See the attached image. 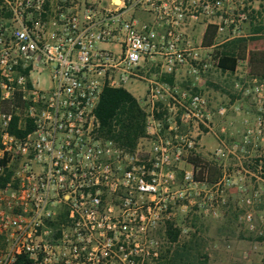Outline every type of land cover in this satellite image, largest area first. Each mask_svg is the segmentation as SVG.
I'll return each mask as SVG.
<instances>
[{
    "label": "built area",
    "instance_id": "obj_1",
    "mask_svg": "<svg viewBox=\"0 0 264 264\" xmlns=\"http://www.w3.org/2000/svg\"><path fill=\"white\" fill-rule=\"evenodd\" d=\"M52 3L2 0L16 24L6 32L0 23V102L12 103L0 105V264L20 256L30 264H154L162 250L154 232L177 208L218 217L233 190L242 196L240 224L259 231L264 79L239 73L242 61L234 72L247 78L239 91L254 109L216 103L198 82L213 69L230 73L218 51L259 35L251 29L264 20V0ZM202 25L216 30L209 45L192 34ZM135 83L145 85L136 98L146 135L132 152L99 136L95 109L105 87ZM14 115L33 130L12 134ZM200 154L219 168L217 181L199 178L191 158Z\"/></svg>",
    "mask_w": 264,
    "mask_h": 264
},
{
    "label": "trees",
    "instance_id": "obj_2",
    "mask_svg": "<svg viewBox=\"0 0 264 264\" xmlns=\"http://www.w3.org/2000/svg\"><path fill=\"white\" fill-rule=\"evenodd\" d=\"M1 5L2 0H0ZM0 11L2 12L3 10ZM4 15L9 17L11 11H6ZM251 32L259 35L232 39L220 47L218 51V55L220 56L218 66L224 72L229 71L230 73H234L239 62L247 60L250 74L264 79V50H251L249 48L251 41L259 39L260 35H264V20L252 26ZM215 35L216 30L212 26H209L203 38L204 44H211L214 41ZM164 80L170 84H174L172 76H167ZM14 103L17 106L25 107L20 95L15 96ZM11 104V102L7 101L0 102L1 109L4 111L10 110ZM95 113L99 120V136L106 140L114 141L119 147L128 151H135L139 140L146 135V114L141 108L138 99L126 88L105 87ZM32 130L33 124L30 119H26L25 123L20 125L19 116H13L9 125V131L12 134L24 137ZM191 161L196 166H199V163H201L199 156L192 157ZM203 164L204 166L201 169L203 172L205 171L204 174L207 176V181L210 183L217 181L221 174L219 168L213 164L205 162ZM7 175L10 176V173ZM3 182L4 180L0 181L1 184ZM229 207L230 210L225 212L223 216V225L226 226L238 222L243 213V208H240L237 202L231 204L230 201ZM66 214V211L62 212L58 218V222H53L52 225L57 227L59 222L64 221ZM198 220L199 216L195 215L191 220V227L197 228ZM184 229L183 226L178 225L175 221L166 222L163 232L165 243L162 245L160 256L156 259L155 264H219L210 261L207 253L208 242L200 230L189 231L188 234H185ZM256 239L263 241L264 235ZM30 263L31 261L27 256H20L14 264Z\"/></svg>",
    "mask_w": 264,
    "mask_h": 264
},
{
    "label": "rangeland",
    "instance_id": "obj_3",
    "mask_svg": "<svg viewBox=\"0 0 264 264\" xmlns=\"http://www.w3.org/2000/svg\"><path fill=\"white\" fill-rule=\"evenodd\" d=\"M52 6H56L59 0H52ZM91 0H79L80 5L83 7H90ZM0 10V16L4 15L6 11H11V8L8 5L2 4ZM50 4L48 8L52 7ZM5 16V15H4ZM50 16H53V14ZM7 17V16H5ZM8 21L3 25L8 27L6 32H9L16 22L13 21V14L9 17ZM249 48L251 50H264V35H260L259 39L251 41ZM239 73L247 76L250 73V68L248 63L242 61L239 65ZM154 69L150 70V73H155ZM35 77H38L37 74H34ZM43 76L46 78L48 72L44 71ZM247 80L246 77L240 78L234 73H223L220 70H211L202 75L201 80L198 82L201 88L208 92L209 95L213 97V100L216 103H225V102H236L241 101L245 103L251 109H254L253 98L251 96L245 97L239 91V88L243 86L244 88L248 87V84L245 83ZM239 84V87L237 85ZM142 86V92L145 90V85L139 83ZM182 87L187 86L186 82L181 84ZM126 89L133 95L140 97L138 91L135 90L133 85H127ZM208 138H205V141ZM207 142V141H206ZM215 145L208 144V147L213 148ZM201 163L198 167L199 178H202L205 171L203 172L201 167L205 163H209V158L207 154H200ZM260 189L264 193V184H261ZM241 193L233 190L229 192L228 202L221 208L222 215L218 217H209L205 218L203 215L195 211H189V209L177 208L176 216L172 221H175L178 225L183 226L186 231L185 234H188L189 231L200 230L201 234L205 237L208 242L207 253L209 255L210 261L216 262L219 264H263L264 263V240L258 241L256 238L264 235V204H261L255 208L256 219L259 231H263V234L260 235L259 231L251 232L245 229V227L238 222L233 225L226 226L223 225V216L225 212L230 210L229 202L231 204L238 203V206L241 208ZM197 215L199 220L197 221V228L191 227L192 218ZM168 222V221H167ZM165 223L158 226L157 230L154 232V237H156L162 245L165 243L163 239V232L165 228ZM58 227V225H57ZM56 227V228H57ZM156 262V261H155ZM155 264V263H154Z\"/></svg>",
    "mask_w": 264,
    "mask_h": 264
},
{
    "label": "crops",
    "instance_id": "obj_4",
    "mask_svg": "<svg viewBox=\"0 0 264 264\" xmlns=\"http://www.w3.org/2000/svg\"><path fill=\"white\" fill-rule=\"evenodd\" d=\"M8 20H9V18H7V17H5L3 15L0 16V23H6V21H8ZM206 30H207V28L202 25V26H199L195 31H193L192 34L194 35L195 39L197 41H199V40H201V38L202 39L204 38ZM131 85H133L135 87V90L138 91V93H139L138 95L139 96L143 95L144 92L141 91L143 88H142V86L139 85V83H135V84H131ZM135 97H138V96H135ZM206 141L205 142H206L207 145L208 144H210L211 146L212 145H216V140L214 138H208Z\"/></svg>",
    "mask_w": 264,
    "mask_h": 264
}]
</instances>
